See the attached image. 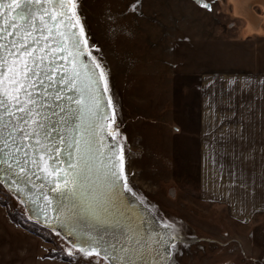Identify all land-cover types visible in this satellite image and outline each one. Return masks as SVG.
Masks as SVG:
<instances>
[{"label":"rangeland","instance_id":"1","mask_svg":"<svg viewBox=\"0 0 264 264\" xmlns=\"http://www.w3.org/2000/svg\"><path fill=\"white\" fill-rule=\"evenodd\" d=\"M76 3L108 72L128 183L159 225L176 229L169 264H264V213L233 218L200 201L197 190L200 76L264 72V0H204L208 8L197 0H140L136 11L135 0ZM0 200L38 225L1 184ZM39 230L48 241L33 235L40 244L34 264H106L78 250L70 256L64 237ZM47 251L62 258H43Z\"/></svg>","mask_w":264,"mask_h":264},{"label":"snow or ice","instance_id":"2","mask_svg":"<svg viewBox=\"0 0 264 264\" xmlns=\"http://www.w3.org/2000/svg\"><path fill=\"white\" fill-rule=\"evenodd\" d=\"M0 14V184L9 179L46 225L77 238L65 249L70 256L163 264L177 232L167 223L146 231L125 195L148 207L128 183L122 150L105 142L106 131L113 141L118 135L108 72L76 0H8Z\"/></svg>","mask_w":264,"mask_h":264},{"label":"crops","instance_id":"3","mask_svg":"<svg viewBox=\"0 0 264 264\" xmlns=\"http://www.w3.org/2000/svg\"><path fill=\"white\" fill-rule=\"evenodd\" d=\"M197 145L199 200L243 221L264 213V72L200 76ZM37 240L0 206V264H34Z\"/></svg>","mask_w":264,"mask_h":264},{"label":"water","instance_id":"4","mask_svg":"<svg viewBox=\"0 0 264 264\" xmlns=\"http://www.w3.org/2000/svg\"><path fill=\"white\" fill-rule=\"evenodd\" d=\"M4 2H8V0H0V4H2ZM3 15L4 14H0V20L3 19ZM105 104H106V101H105ZM108 117L110 119L109 113H108ZM105 142L110 144V142L108 140V136H107V131L105 132ZM115 151L119 154V148L118 147H116ZM64 159H67V157L65 156ZM10 184H11V181L9 179L5 178L4 183L1 185L3 186L4 189H6L8 192H10L11 195L15 196L23 204L25 211L28 215V218L32 222H35L39 226L46 228L48 230L58 232L60 235L65 237V239L67 241H70V240L73 241L74 239H77L75 236L67 235L66 234L67 229H65L63 227V225H61V224H56V225H54V227L46 225L44 222L43 216L40 214L39 211H37V206L33 205L31 202H26L27 198L20 196L14 189L9 190ZM25 187H26V191H35L31 188L30 185H25ZM127 196L128 195H126V197ZM127 198H129V197H127ZM39 199L42 200L43 197L40 196ZM133 202L135 203L137 201H133ZM130 204H132V203L130 202ZM133 206L137 209V215H139L140 217L143 218V222L146 224V229H145L146 231L157 232V233L162 231V227L158 224L157 221H155L154 217L152 215H150L149 212L146 211V209L142 205H141L142 207L139 204L138 205L134 204ZM50 215H52L53 219H55L54 213H50ZM80 239L82 240L83 237H81ZM168 260H169V256L164 257L163 264H165V262H167ZM157 262H158V264H160V258L159 257H157Z\"/></svg>","mask_w":264,"mask_h":264},{"label":"trees","instance_id":"5","mask_svg":"<svg viewBox=\"0 0 264 264\" xmlns=\"http://www.w3.org/2000/svg\"><path fill=\"white\" fill-rule=\"evenodd\" d=\"M0 205L5 208L6 217H7L8 221H9V223L11 225H13L14 227H17V228H19L21 230H24V231L36 236L37 238H39L42 241H48L47 236L45 234H42V232L39 230V229H41V230L45 229L46 230V228H42V227H40L39 225H36V224L35 225L28 224L16 212H11V211L7 210L6 207H5V203L2 202L1 200H0ZM48 257H50V258H52V257L62 258V256H60L57 253L54 254V253H51V252L47 251V253L44 254L43 258H48Z\"/></svg>","mask_w":264,"mask_h":264},{"label":"bare ground","instance_id":"6","mask_svg":"<svg viewBox=\"0 0 264 264\" xmlns=\"http://www.w3.org/2000/svg\"><path fill=\"white\" fill-rule=\"evenodd\" d=\"M109 116H110V119L112 118V114H111V111H109ZM108 136V140H109V142H110V145L111 144H116V145H118V143L116 142V140L115 141H113V138L111 137V136H109V135H107ZM118 148H119V146H118ZM8 192V191H7ZM10 193V192H9ZM125 195H128L127 197H129V198H127L128 200H129V202H131L133 205L134 204H136V205H138L139 203L138 202H133V201H137L136 199H135V197H133L130 193H125ZM140 205V204H139ZM141 206V205H140ZM142 207V206H141ZM144 207V206H143ZM145 208V207H144ZM143 208V209H144ZM146 209V211H149L147 208H145ZM155 219V218H154ZM155 221H156V219H155ZM161 227H162V225H160ZM62 236V235H61ZM63 237V236H62ZM65 238V237H64ZM71 245H72V242L73 241H68ZM100 257H102V256H100ZM103 258V257H102ZM104 259V258H103ZM165 264H169V262L167 261V262H165Z\"/></svg>","mask_w":264,"mask_h":264}]
</instances>
